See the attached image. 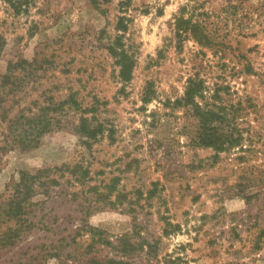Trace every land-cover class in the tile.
Returning a JSON list of instances; mask_svg holds the SVG:
<instances>
[{
    "label": "rangeland",
    "instance_id": "374dc122",
    "mask_svg": "<svg viewBox=\"0 0 264 264\" xmlns=\"http://www.w3.org/2000/svg\"><path fill=\"white\" fill-rule=\"evenodd\" d=\"M21 224L0 264H264V0H0V238Z\"/></svg>",
    "mask_w": 264,
    "mask_h": 264
},
{
    "label": "trees",
    "instance_id": "16d2710c",
    "mask_svg": "<svg viewBox=\"0 0 264 264\" xmlns=\"http://www.w3.org/2000/svg\"><path fill=\"white\" fill-rule=\"evenodd\" d=\"M125 74V73H124ZM123 74V75H124ZM128 76V75H126ZM201 90V84L200 83H196L193 80L189 81L188 84V88L186 91V96H185V101L187 103H194L193 99H194V94L198 91ZM37 124V125H36ZM43 123L41 122H37L36 121L33 123L34 126L33 127L34 130H36L37 132H43ZM42 125V126H41ZM41 126V129H38ZM81 128L85 130V124L81 125ZM215 137L212 135V137L208 136V135H204L203 137H199V141L200 143H202V145H210L212 147H215L216 149H222L224 147V145L227 143L224 140H219V139H214ZM35 138H30V137H20L18 139H15L14 141L19 144V145H24V146H29L30 144H33ZM238 139H229L228 140V144H233L234 142H237ZM2 148V147H1ZM48 171V170H47ZM47 171H38L35 175H31V174H27L25 172H20V179L18 182L15 183V190L13 193H11V197H10V201L7 203L8 206V210H7V216L10 219H15L17 223H19L22 220V216L24 215L25 211V204L26 201L28 200L29 196L31 195V193H33L35 191V187H36V183L38 182V184L40 185H44V184H48L49 182L53 183L56 182L55 179L50 180V179H46V183L45 181H42V174L47 172ZM47 178V177H46ZM39 186V185H38ZM49 188L46 189V193L48 192ZM5 213V211H4ZM23 224V223H22ZM22 224L19 226V229H16L14 231L10 230L8 235H4L6 237H2L0 238V245H8V244H14L16 239L19 238L21 236V232L23 231L22 229Z\"/></svg>",
    "mask_w": 264,
    "mask_h": 264
}]
</instances>
